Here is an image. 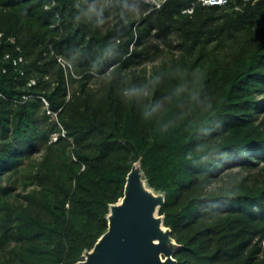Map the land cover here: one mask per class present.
<instances>
[{
    "label": "trees",
    "instance_id": "trees-1",
    "mask_svg": "<svg viewBox=\"0 0 264 264\" xmlns=\"http://www.w3.org/2000/svg\"><path fill=\"white\" fill-rule=\"evenodd\" d=\"M0 33V264L83 259L138 161L177 264H264V0H0Z\"/></svg>",
    "mask_w": 264,
    "mask_h": 264
},
{
    "label": "water",
    "instance_id": "water-1",
    "mask_svg": "<svg viewBox=\"0 0 264 264\" xmlns=\"http://www.w3.org/2000/svg\"><path fill=\"white\" fill-rule=\"evenodd\" d=\"M164 202V194L148 185L140 161L135 162L123 197L109 207L107 231L75 264H177L179 245L160 214Z\"/></svg>",
    "mask_w": 264,
    "mask_h": 264
},
{
    "label": "built area",
    "instance_id": "built-area-1",
    "mask_svg": "<svg viewBox=\"0 0 264 264\" xmlns=\"http://www.w3.org/2000/svg\"><path fill=\"white\" fill-rule=\"evenodd\" d=\"M142 4H144L147 7V13H150L154 10L160 9L163 4L167 1V0H140ZM196 2H200L204 5H208V6H214V5H229L231 0H195ZM236 9H240L241 7L239 5H235ZM185 13H192L193 12V6L188 7L187 9L184 10ZM3 37V33H0V43H1V39ZM10 42L15 43V39L14 38H10L9 39ZM19 50V48H18ZM4 59H8L12 62L13 65H18L19 63L24 62L23 57H18V58H11L10 55H6L4 57ZM58 62L61 64V66L63 67V69L65 70L66 74L68 75L69 73H72L73 76V69L71 64L62 59L61 57H58ZM1 68V66H0ZM3 72H6L5 68L2 69ZM36 84L35 80H31V82L29 83V86H33ZM50 113V112H49Z\"/></svg>",
    "mask_w": 264,
    "mask_h": 264
},
{
    "label": "clouds",
    "instance_id": "clouds-1",
    "mask_svg": "<svg viewBox=\"0 0 264 264\" xmlns=\"http://www.w3.org/2000/svg\"><path fill=\"white\" fill-rule=\"evenodd\" d=\"M71 75L73 76V74L71 73ZM75 75V74H74ZM76 77V75L74 76ZM36 85V84H35ZM147 95V89L146 88H137L135 86L132 87H126L123 89V96L129 98V102L133 99V98H137V97H141V96H146ZM41 98V97H40ZM25 99H28V97H25ZM43 100V102L46 104V107L48 109V102L44 99L41 98ZM156 111V108H153L151 110V112H148L147 109L145 110V115H151L153 112ZM50 112V113H49ZM49 114H51V111H48ZM63 136H65V134H63Z\"/></svg>",
    "mask_w": 264,
    "mask_h": 264
},
{
    "label": "rangeland",
    "instance_id": "rangeland-1",
    "mask_svg": "<svg viewBox=\"0 0 264 264\" xmlns=\"http://www.w3.org/2000/svg\"><path fill=\"white\" fill-rule=\"evenodd\" d=\"M141 10L140 5H135V12H139ZM149 43L153 44V45H157L159 46L160 49L164 50L166 49L165 45L161 43V40L155 37L149 38ZM161 60V57H159L157 59L156 62H159Z\"/></svg>",
    "mask_w": 264,
    "mask_h": 264
},
{
    "label": "bare ground",
    "instance_id": "bare-ground-1",
    "mask_svg": "<svg viewBox=\"0 0 264 264\" xmlns=\"http://www.w3.org/2000/svg\"><path fill=\"white\" fill-rule=\"evenodd\" d=\"M160 229H162L163 231L165 230L164 225H162V223H160ZM155 243H158V240H155Z\"/></svg>",
    "mask_w": 264,
    "mask_h": 264
}]
</instances>
